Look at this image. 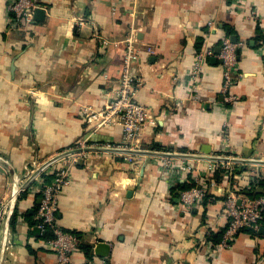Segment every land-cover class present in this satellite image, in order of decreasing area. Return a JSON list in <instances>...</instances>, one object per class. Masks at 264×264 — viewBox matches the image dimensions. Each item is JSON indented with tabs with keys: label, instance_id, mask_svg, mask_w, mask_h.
Listing matches in <instances>:
<instances>
[{
	"label": "crops",
	"instance_id": "1",
	"mask_svg": "<svg viewBox=\"0 0 264 264\" xmlns=\"http://www.w3.org/2000/svg\"><path fill=\"white\" fill-rule=\"evenodd\" d=\"M12 1L0 0V204L12 210L0 214V264H57L35 235L41 172L82 140L92 150L69 168L56 219L89 252L78 249L67 264H264V216L255 234L208 241L226 229L223 170L209 189L215 199L186 210L177 198L191 175L159 160L231 156L239 180L264 179V44L254 40L256 26L264 36V0H37L43 19L28 27L12 22ZM224 24L244 43L233 100L215 52ZM208 46L215 56L191 90L194 56ZM129 47L137 101L154 121L130 161L118 150L122 128L92 133L83 114L113 99Z\"/></svg>",
	"mask_w": 264,
	"mask_h": 264
},
{
	"label": "built area",
	"instance_id": "2",
	"mask_svg": "<svg viewBox=\"0 0 264 264\" xmlns=\"http://www.w3.org/2000/svg\"><path fill=\"white\" fill-rule=\"evenodd\" d=\"M40 6L37 0H13L10 4V12L13 16L12 22L15 25L28 27L34 23V12ZM101 44H107L100 39ZM244 46L243 43H232L228 37H223L219 43L217 58L221 61L223 86L222 93L227 95L226 100H233L232 87L239 78L237 72V51ZM213 47H205L194 56L192 66L188 72V82L191 90H195L200 82L207 60L214 57ZM135 59L132 48L129 47V54L125 60V67L117 80V88L113 99L98 111L83 109L85 122L89 130L99 132L105 129L121 127L123 130V145L118 148L126 152V160L130 161L137 151H140V136L144 127L151 120L149 111L137 101V93L142 82L129 73V63ZM227 140V136H224ZM85 141H79L75 146L57 154L43 167L42 174L51 175L48 183H41L40 205L36 212L39 235L47 230L52 234V239L45 241L46 245L56 254L57 264H67L70 256L78 251L80 240L72 233L62 230L58 225L56 214L58 210V196L62 189L70 183L69 168L87 157L91 151ZM180 155V154H179ZM181 158L160 155L166 171L175 170L182 174L191 175L190 186L180 189L178 192V204L186 210L195 208L203 203L207 191L214 189L218 184L214 179L215 173L223 170L224 185L222 213L227 220L226 229L222 236L221 244L229 245L230 241L243 230L258 231L264 216V197H248L237 193V179L231 156H214L208 160L194 155L182 154ZM193 157V158H192ZM44 165V164H43ZM34 167L33 164L25 166L26 172ZM29 173V175L33 174ZM253 174V172H252ZM42 179V178H41ZM256 183L249 186V189L256 188ZM8 203L0 204V214L6 216L12 213ZM5 249L11 247L10 240H5ZM4 249V250H5Z\"/></svg>",
	"mask_w": 264,
	"mask_h": 264
},
{
	"label": "trees",
	"instance_id": "3",
	"mask_svg": "<svg viewBox=\"0 0 264 264\" xmlns=\"http://www.w3.org/2000/svg\"><path fill=\"white\" fill-rule=\"evenodd\" d=\"M232 36L236 37V39L238 40V37H237V34H236L234 28L228 24H224L222 27V35L219 36L218 42H216V43L219 44L223 37H232ZM202 40L203 39H201V38L197 39V43H198L197 46L201 45ZM254 40L256 42H259V43L261 42L262 44H264V36L260 32V29L258 26H256V36L254 37ZM198 48H200V47H198ZM41 178L42 179L44 178L45 182H49L51 179V175H45L44 174V175H42ZM245 180L243 179L241 181V180H239V178L236 180L237 181V193L242 194V195H246L248 197H257V196H263L264 197V179L263 178H259L257 180V182H256L257 187L252 189V190L249 189V185L246 184ZM39 187L41 190V185ZM258 189H263V192L258 193L257 192ZM23 195L25 196L26 194L24 193ZM40 195H41V192H40ZM214 199H215V197H214L213 193L209 192V190H208L207 195L205 197V200L203 202H208V200H214ZM222 200H223V198H222ZM30 218H31V215H30ZM224 230H221L217 233H213V232L209 231L207 234L208 241H211L213 244H219V242L222 241V236L224 234ZM251 232L253 234L256 233L254 231H251ZM35 235L37 236L38 239H41L44 241L52 239V234L49 232V230H47L43 235L40 236L38 233V230L36 229ZM78 249L80 251H85L86 253L89 252L88 248L82 243H80Z\"/></svg>",
	"mask_w": 264,
	"mask_h": 264
},
{
	"label": "water",
	"instance_id": "4",
	"mask_svg": "<svg viewBox=\"0 0 264 264\" xmlns=\"http://www.w3.org/2000/svg\"><path fill=\"white\" fill-rule=\"evenodd\" d=\"M43 15H44V11H43V10L36 9L35 12H34V17H33V18H34V20H36V21H41V20L43 19ZM230 41H231L232 43H235V38H231ZM215 52H216V53H219V49L217 48ZM213 61H214V62H217L216 59H213ZM219 62L221 63V61H219ZM178 156H179V157H183V155H178ZM178 156H177V157H178ZM192 158H193V157H192ZM257 192H261V190L258 189ZM101 249H106V246H104L103 244H99V245L97 246V248H96L95 251H96L98 254H101V255H102V253H99V252H98V251L101 250Z\"/></svg>",
	"mask_w": 264,
	"mask_h": 264
}]
</instances>
